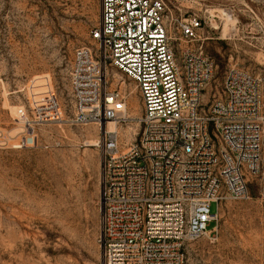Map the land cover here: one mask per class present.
<instances>
[{
	"label": "rangeland",
	"instance_id": "rangeland-1",
	"mask_svg": "<svg viewBox=\"0 0 264 264\" xmlns=\"http://www.w3.org/2000/svg\"><path fill=\"white\" fill-rule=\"evenodd\" d=\"M165 2L174 19L211 14L201 43L216 65L210 93L230 67L264 78V18L245 0ZM100 17L101 0H0V264H103L105 127L75 123L70 84L76 49H98ZM105 79L126 95V150L143 134L140 93L111 65ZM212 212L208 231L186 242V264H264V141L249 197Z\"/></svg>",
	"mask_w": 264,
	"mask_h": 264
},
{
	"label": "built area",
	"instance_id": "built-area-1",
	"mask_svg": "<svg viewBox=\"0 0 264 264\" xmlns=\"http://www.w3.org/2000/svg\"><path fill=\"white\" fill-rule=\"evenodd\" d=\"M245 2L264 18V0ZM210 16L174 19L165 0H101L97 51L74 53V121L105 127L103 264H186L185 244L208 231L213 204L249 197L262 159L264 78L230 67L208 91L216 65L201 43ZM107 65L141 97L143 134L126 150L107 129L127 106L125 93L107 88Z\"/></svg>",
	"mask_w": 264,
	"mask_h": 264
},
{
	"label": "bare ground",
	"instance_id": "bare-ground-1",
	"mask_svg": "<svg viewBox=\"0 0 264 264\" xmlns=\"http://www.w3.org/2000/svg\"><path fill=\"white\" fill-rule=\"evenodd\" d=\"M226 15V14H225ZM227 18V17H226ZM230 21V20H229ZM229 24V23H228ZM227 25V24H226ZM227 27V26H226ZM227 29H224V31ZM227 35V34H225ZM124 111L126 110V107L123 109ZM107 129L110 131H118V121H113L108 123Z\"/></svg>",
	"mask_w": 264,
	"mask_h": 264
}]
</instances>
